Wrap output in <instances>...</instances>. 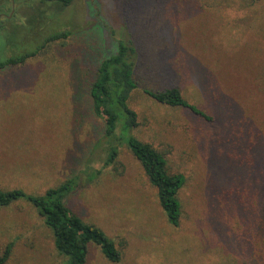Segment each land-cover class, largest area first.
Returning <instances> with one entry per match:
<instances>
[{
  "label": "rangeland",
  "instance_id": "rangeland-1",
  "mask_svg": "<svg viewBox=\"0 0 264 264\" xmlns=\"http://www.w3.org/2000/svg\"><path fill=\"white\" fill-rule=\"evenodd\" d=\"M62 31L69 35L45 42ZM119 40L138 54L132 134L185 176L178 226L126 145L104 166L105 145L95 144L102 122L77 82ZM33 52L0 68V189L37 195L75 179L66 205L120 252L113 262L91 243L84 264H264V194L255 183L221 194L219 172L225 159L241 167L247 147L264 140V0H0V62ZM163 87L211 120L143 92ZM8 243L3 264L64 260L21 199L0 206V256Z\"/></svg>",
  "mask_w": 264,
  "mask_h": 264
},
{
  "label": "trees",
  "instance_id": "trees-1",
  "mask_svg": "<svg viewBox=\"0 0 264 264\" xmlns=\"http://www.w3.org/2000/svg\"><path fill=\"white\" fill-rule=\"evenodd\" d=\"M42 1L58 2L61 7H66L72 2ZM67 35L68 31L56 32L48 36L45 42L64 39ZM34 54L35 52L10 57L0 62V68L22 63ZM137 55V50L130 41L119 40L113 53L97 59L98 63L91 79L85 81L84 77L78 78L77 87L87 96L90 113L94 118L101 119L103 133L95 144L105 145L106 156L103 165L114 164L119 146L126 145L139 162L148 181L155 187L159 205L167 221L172 226H178L181 216L178 192L185 182V176L181 172L170 173L164 154L132 134L139 124L137 113L129 106V100L137 89L134 77ZM143 92L158 104L186 110L211 120L206 112L184 99L177 87H163L158 90L144 88ZM217 128L222 130V125L218 122ZM219 137L221 138L220 134L217 135V138ZM222 162L219 170L222 173L221 194H230L228 188H239L237 186L247 183L257 184V190H262L259 194H264V140L247 147L245 156L237 163L241 166L237 167L238 169L234 168L228 159ZM98 173L99 171H96L95 175ZM75 184V179L68 178L58 186L50 187L43 194L37 195L26 194L22 189H0V206H9L20 199L29 202L36 209L43 224L51 231L54 248L64 258L60 264H84L88 245L91 243L96 244L108 260L118 261L120 252L104 231L75 215L66 205V197ZM11 247L12 243L5 246L0 256V264L8 258Z\"/></svg>",
  "mask_w": 264,
  "mask_h": 264
},
{
  "label": "flooded vegetation",
  "instance_id": "flooded-vegetation-1",
  "mask_svg": "<svg viewBox=\"0 0 264 264\" xmlns=\"http://www.w3.org/2000/svg\"><path fill=\"white\" fill-rule=\"evenodd\" d=\"M11 1H13V0H11Z\"/></svg>",
  "mask_w": 264,
  "mask_h": 264
}]
</instances>
